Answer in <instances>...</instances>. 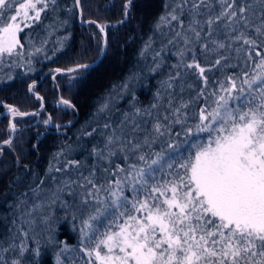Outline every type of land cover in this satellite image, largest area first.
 Listing matches in <instances>:
<instances>
[{"label": "snow or ice", "instance_id": "obj_1", "mask_svg": "<svg viewBox=\"0 0 264 264\" xmlns=\"http://www.w3.org/2000/svg\"><path fill=\"white\" fill-rule=\"evenodd\" d=\"M55 3L0 0V58L23 59L19 33L39 22L41 14ZM133 6L134 0H123V18L118 23L130 18ZM74 7L82 15L81 0H74ZM165 9L155 28L168 27L174 37L155 53L150 71L162 67V53L176 44L177 62L161 81L167 98L157 90L148 109L134 108L136 117H151L152 110L163 106L164 115L157 116L150 131L132 119L131 134H125L121 121L119 133L113 128L102 147H92L90 166L87 160L68 159L63 168H55L57 173L72 175L60 179L49 203L67 207V196L73 203L79 200L78 211L88 210L79 219L80 264H264V0H172ZM87 23L95 24L105 36L102 56L108 26L94 20ZM150 47L151 43L146 44L141 55ZM91 70L93 64L80 63L66 71L83 72L86 77ZM64 71L55 69L53 79ZM34 89L29 84V93L35 95ZM186 90L192 93L187 99L183 96ZM36 98L43 105L42 98ZM59 103L74 107L63 98ZM4 107L13 118L37 114ZM107 108L104 103L100 111ZM189 109H193L191 115ZM50 123L51 117L44 121ZM175 125L182 131L173 136ZM104 127L112 126L106 123ZM9 130L16 131L14 119L9 121ZM140 132L142 136L136 135ZM166 134L167 150L149 154L146 149ZM182 135L187 156L176 142ZM187 137L194 139L189 142ZM0 143L11 146L12 141ZM63 154L61 150L56 155ZM44 206V202L32 205L24 215L32 217ZM24 215L20 226L12 220L6 228L11 242L0 240V264H37L40 248L28 247L29 230L24 227L35 221L25 220ZM42 219L47 223L49 217ZM72 221H77L75 214ZM10 251L15 255L9 260L3 254ZM67 251L65 245L61 252ZM61 252L56 254V264H63Z\"/></svg>", "mask_w": 264, "mask_h": 264}, {"label": "trees", "instance_id": "obj_2", "mask_svg": "<svg viewBox=\"0 0 264 264\" xmlns=\"http://www.w3.org/2000/svg\"><path fill=\"white\" fill-rule=\"evenodd\" d=\"M81 3L82 20H94L101 24L116 23V25L106 28L108 49L103 58L94 65V70H91L86 77L83 72H79L81 74L76 75L78 77L71 81H65L64 75H56L54 80L53 72L50 78L46 79L49 76L47 75L43 79V82L47 84L45 87L47 90L43 93L46 106L39 120L41 118L47 120L54 111L60 112L58 116L61 121L65 123L70 121L65 127V135L47 130V125L40 127L43 121L41 123L39 121L36 124V126L40 124L36 137H30L29 143L26 140L24 145L27 144V150L19 153L20 160H15L10 154L6 164L2 159H5L4 153L10 146L3 151L0 158V240H3L5 244L11 242L10 234L6 231L7 227L12 226L11 221L16 220V226H20V216L25 214L33 202L47 201L49 197H52L54 187L60 179L66 175H72L57 173L55 168H63L68 159H77L82 162L87 160L90 166L93 162L89 156L92 147L94 145L102 147L105 137L111 134L113 128H116L119 133L118 126L121 121H124L125 134H131L132 119L140 123L142 128L150 131L152 122L158 115L162 118L165 112L162 106L152 110L151 117H136L134 108L138 107L142 111L148 109L154 102L157 90L164 95L165 99L167 98L161 81L167 78L172 71V65L177 62V57L174 55L176 44L168 45L162 53V67L158 71L153 73L150 69L154 67L155 53L160 52L167 45V41L174 37V32L168 27L161 31L155 28L157 19L166 11L165 4L172 3V0H134L130 18L122 24L118 21L123 18V0H81ZM77 15L74 0H56L55 5L50 4L41 14L39 22L32 23L31 27L23 28V31L19 33V39L24 46L23 59L7 56L0 58V110L5 108V104L21 109H32L35 102L27 92L28 84L38 81L49 70L67 69L69 63L74 65L78 59L84 63L94 61L97 53L95 42L100 39L98 35L100 33L95 24L87 23L85 28L80 26ZM184 19L187 22V17ZM84 31L87 35H84ZM83 40H87L88 44L86 41L83 43ZM148 43H151V47L144 51L142 56L141 52ZM38 48L41 50L36 51ZM199 59L202 63L204 62L202 55H199ZM29 60H31L30 64ZM241 67H243L242 64ZM239 70L236 69V71ZM215 75L220 76V73L217 72ZM189 79L196 78L189 77ZM125 84L127 88L124 87ZM41 88L39 86L38 91H41ZM176 94L178 99V85ZM190 95L192 93L189 90L183 93L185 99ZM61 98L71 101L74 107L67 108L61 105L59 103ZM104 103H108V108L100 111ZM46 107H48L47 110ZM192 111L193 109H189L190 115ZM126 113L129 114L127 120H125ZM33 120V117L28 119L17 117L14 123L23 127L24 124ZM106 123L112 127L105 129ZM50 124H53V119ZM7 129L8 127H5L0 133V141L10 133ZM93 129H95L94 132ZM177 131H182L181 126L172 127L173 136ZM23 132L24 130L19 132L15 140ZM87 132L93 134L87 136ZM136 135L142 136L143 132ZM168 138L166 134L146 151L151 154L152 151H160L162 148L167 150L165 141ZM185 139L182 135L176 142L180 144L183 155L187 156L188 145L183 143ZM187 139L190 142L194 138L187 137ZM20 141L21 138L19 143ZM61 150L64 154L57 156L56 154ZM114 159L115 162L124 163L122 158ZM50 167L53 169L51 172H49ZM84 171L87 174V169ZM53 176L56 177V181L52 179ZM41 180L44 183L37 189ZM33 189L41 192L40 199L37 201H35ZM64 200L68 202L67 207H61L60 202H57L51 205L46 204L41 210L32 213L35 223L28 231L26 239L29 248H40L41 255L37 259V264H56V254L61 252L65 245L69 251L61 252L63 264H80L78 257L83 258V254L79 252V219L86 216L88 210H77L78 199L73 203L72 197L65 196ZM18 204L19 209L16 207ZM73 214L77 216L75 222L72 221ZM44 216L49 217L46 227L39 223ZM73 223L76 224V230H73ZM50 240L54 243H50Z\"/></svg>", "mask_w": 264, "mask_h": 264}, {"label": "rangeland", "instance_id": "obj_3", "mask_svg": "<svg viewBox=\"0 0 264 264\" xmlns=\"http://www.w3.org/2000/svg\"><path fill=\"white\" fill-rule=\"evenodd\" d=\"M185 17H187V15H185ZM187 19H188V17H187ZM81 21L84 23L85 22V20H82L81 19ZM111 24V26H109V27H115V25H116V23H110ZM79 25L80 26H82V27H84L85 28V25L84 24H82V23H79ZM84 35H87V33L84 31ZM99 35V38L100 39H97V41L95 42V52H97L96 53V58H98V56L100 55V48H101V43H102V37H101V35L100 34H98ZM106 39H107V45H108V37H107V33H106ZM85 41H86V43L88 44V42H87V40H83V43H85ZM179 43H180V41H179ZM108 48H106V50H107ZM105 55V54H104ZM95 58V59H96ZM95 59H94V61H95ZM94 61H90V62H85V63H92V62H94ZM76 63H74V65H73V63H69V66H67L68 68L67 69H69V68H73V67H75L77 64H80V63H84V62H82V61H79V59L78 60H76L75 61ZM67 69H62V70H67ZM75 73V74H74ZM73 75H71V74H68V75H64L63 77V79L65 80V81H71V80H73L74 78H76V77H78V76H76V75H80L81 73H77V72H73L72 73ZM48 77H46V76H44V77H46V79L47 78H50V76L52 75L51 74V72L50 73H48ZM44 80L42 79L41 81L40 80H38V81H36V83H37V85H36V87H35V89H34V91H35V95L34 94H32V93H29V91H28V86H29V84H28V86H27V92H28V94L29 95H31V99L33 98L34 99V102H35V104H34V107L32 108V109H21V108H19V107H17L16 106V108H18L21 112H26V113H29V112H31V113H37L36 115H28V116H23V117H21V118H23V119H28V118H34V120L33 121H30L29 123H27V124H24L25 126H23V129H22V131L24 130V132L15 140V139H12L11 141H12V143H11V146L7 149V151H5V153H4V158L5 159H2V160H5L4 162L7 164L8 163V161H9V155L11 154V155H13V157L12 158H14L15 160L17 159H19L20 160V158H19V153L20 152H23V151H26L27 150V144H25L24 145V143H26V140L28 141V143L30 142L29 141V138L30 137H36V133H37V131H38V129H39V125L38 126H36V124L40 121V123L43 121H45V120H43L44 118H41L40 120H39V117L41 116V113L44 111V109H45V104H46V100L44 99V95H43V93L47 90L45 87H46V85L47 84H45V82H43ZM39 86H41L42 88H41V91H38V87ZM57 88H58V86H57ZM40 96L41 98H42V100H43V102H44V106H42V109L41 110H39V107L41 106V104H40V102H41V100H38L37 98H36V96ZM64 106V105H63ZM48 107H50V105H48ZM48 107H46V110H47V108ZM36 109V110H35ZM9 115H10V113L7 111V109L6 108H4V109H2V110H0V133L2 132V130L5 128V127H8V129L7 130H9ZM58 115H60V112H55L54 111V114H50V117H51V119H53V124L54 125H68L69 123H70V121L69 122H64V121H61V118L58 116ZM45 124L44 123H41V125H40V127H42V126H44ZM18 126V125H17ZM18 127H20V126H18ZM59 131V130H61V131H64L65 130V128H62L61 126L59 127V129H57V128H55L53 131ZM9 132H10V130H9ZM10 134V133H9ZM9 134H8V136H9ZM16 134V136H17V134L18 133H15ZM1 136V135H0ZM7 136V137H8ZM7 137H5V138H7ZM34 137V138H35ZM21 138V143H19V139ZM2 140V139H1ZM15 140V141H14ZM9 145H4V148H3V151L5 150V148L6 147H8ZM25 146V147H24ZM3 151L1 152V154H0V158H1V155H2V153H3ZM55 190H56V186L54 187V192H55ZM37 192H39V195H37L36 194V192H34L33 194H34V198H36L35 199V201H37V200H39L40 199V191H37ZM53 199V197H49L48 198V200L47 201H45L44 202V204L46 205V204H50L49 202L51 201ZM35 204H38L37 202H33V204L32 205H35ZM32 205H30V207L27 209V211H30L31 209H32ZM51 205V204H50ZM26 211V212H27ZM25 212V213H26ZM36 218H37V216H36ZM25 219L26 220H28V219H33V216L32 217H28V216H26L25 215ZM42 223V225H44L45 227L48 225V221H47V223H45L43 220H42V218L40 219V221H39V223ZM24 226H25V228H26V230H30V228L31 227H33L32 226V224H24ZM32 235V234H31ZM18 243V242H17ZM15 255V252H12V251H10L9 253H6L5 254V256H6V258L7 259H11L13 256Z\"/></svg>", "mask_w": 264, "mask_h": 264}, {"label": "water", "instance_id": "obj_4", "mask_svg": "<svg viewBox=\"0 0 264 264\" xmlns=\"http://www.w3.org/2000/svg\"><path fill=\"white\" fill-rule=\"evenodd\" d=\"M77 12H78V15H77V20L80 22V23H82V24H84L81 20H80V10H77ZM105 25H107V26H111V24L109 23V24H105ZM101 37H102V41L105 39V36L104 35H102L101 34ZM106 51V50H105ZM105 54V53H104ZM104 54L101 56V54L98 56V58L94 61V62H92V63H87V64H93V65H96L102 58H103V56H104ZM50 72H55V69H52V70H49V71H47L46 73H44L42 76H41V78H40V81L44 78V76L46 75V74H48V73H50ZM67 74H71V73H69V72H67L66 70L61 74V75H67ZM40 104H41V102H40ZM42 106H44V102H43V105L41 104V106L39 107V110H41L42 109ZM28 116V115H27ZM10 120H12V116H11V114H10V118H9V121ZM16 130H18V129H16ZM14 136H15V132H11V136L9 137V138H11V140L14 138ZM8 138V139H9ZM8 139H6V140H8ZM2 145H4V144H2V143H0V146H2Z\"/></svg>", "mask_w": 264, "mask_h": 264}, {"label": "flooded vegetation", "instance_id": "obj_5", "mask_svg": "<svg viewBox=\"0 0 264 264\" xmlns=\"http://www.w3.org/2000/svg\"><path fill=\"white\" fill-rule=\"evenodd\" d=\"M46 105V104H45Z\"/></svg>", "mask_w": 264, "mask_h": 264}]
</instances>
